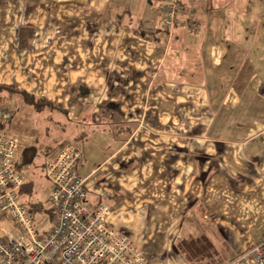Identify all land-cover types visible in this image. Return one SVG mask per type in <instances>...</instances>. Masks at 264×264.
I'll return each instance as SVG.
<instances>
[{
  "label": "crops",
  "instance_id": "1",
  "mask_svg": "<svg viewBox=\"0 0 264 264\" xmlns=\"http://www.w3.org/2000/svg\"><path fill=\"white\" fill-rule=\"evenodd\" d=\"M165 1L0 0V84L53 103L24 149L75 144L89 205L154 264H231L264 236V75L227 47L235 0H183L172 32ZM201 233L218 254L188 262L175 243Z\"/></svg>",
  "mask_w": 264,
  "mask_h": 264
},
{
  "label": "built area",
  "instance_id": "2",
  "mask_svg": "<svg viewBox=\"0 0 264 264\" xmlns=\"http://www.w3.org/2000/svg\"><path fill=\"white\" fill-rule=\"evenodd\" d=\"M183 0H166L161 22L172 32L180 22ZM15 108L0 101V264H154L130 236L107 223L108 205L91 207L85 179L77 172L81 153L63 142L46 161L51 182V227L41 232L20 198L26 183L20 152L25 137L11 129ZM231 264H264V236Z\"/></svg>",
  "mask_w": 264,
  "mask_h": 264
},
{
  "label": "rangeland",
  "instance_id": "3",
  "mask_svg": "<svg viewBox=\"0 0 264 264\" xmlns=\"http://www.w3.org/2000/svg\"><path fill=\"white\" fill-rule=\"evenodd\" d=\"M229 28V34L234 35L233 38L231 36L227 39V47L235 50V58L239 60V65L249 60L256 66V70L264 75V0H235L234 22L229 24ZM44 116L45 114L38 113L31 105H27V109L19 112L14 118V131L21 135L32 134L36 131L34 122L43 127L47 125ZM52 139V134L43 135L42 143L52 144ZM44 161L45 157H42L25 166V178L32 181L33 189L22 197L26 203L35 202L44 206V209L34 216L35 223L41 232L47 231L52 225L48 202L51 182L46 177L42 165Z\"/></svg>",
  "mask_w": 264,
  "mask_h": 264
},
{
  "label": "trees",
  "instance_id": "4",
  "mask_svg": "<svg viewBox=\"0 0 264 264\" xmlns=\"http://www.w3.org/2000/svg\"><path fill=\"white\" fill-rule=\"evenodd\" d=\"M19 38V47L21 49H29L32 46V40L35 36V28L33 27H21L18 33ZM16 93L20 94L27 105H31L36 111L40 112L46 108H54L53 103L48 101L45 97H38L33 94H30L24 90H20L11 85L0 84V96L3 93ZM1 98V97H0ZM38 149L35 145L26 147L22 151L23 163L22 167L30 165L38 159ZM43 167L45 169L46 162H44ZM33 189L32 181H26L23 187L20 190L21 201L27 204L30 208L31 213L35 216L37 212H41L44 209V206L40 203H26L22 197L30 193ZM51 213V218L53 219V212L49 209ZM177 249L183 254L185 259L188 262L201 261L204 259H211L217 256L218 248L210 237L201 233L195 237H185L177 240L175 243Z\"/></svg>",
  "mask_w": 264,
  "mask_h": 264
}]
</instances>
